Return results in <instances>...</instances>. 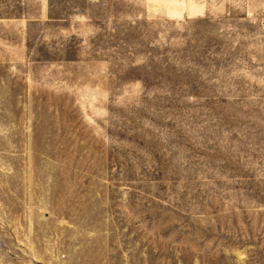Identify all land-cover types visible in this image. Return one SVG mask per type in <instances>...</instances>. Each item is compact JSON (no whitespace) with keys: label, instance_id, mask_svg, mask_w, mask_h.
<instances>
[{"label":"rangeland","instance_id":"1","mask_svg":"<svg viewBox=\"0 0 264 264\" xmlns=\"http://www.w3.org/2000/svg\"><path fill=\"white\" fill-rule=\"evenodd\" d=\"M43 1L0 49V264H264V0Z\"/></svg>","mask_w":264,"mask_h":264},{"label":"crops","instance_id":"2","mask_svg":"<svg viewBox=\"0 0 264 264\" xmlns=\"http://www.w3.org/2000/svg\"><path fill=\"white\" fill-rule=\"evenodd\" d=\"M15 1V0H14ZM24 6L25 12L20 17L6 15V10L11 8V0H0V49L6 51V37L11 33H16L19 37L26 34L27 26L31 22H42L44 18L50 16L52 5L45 6L43 0H32L34 7H30L27 0H18ZM16 2V1H15ZM15 28V30H12ZM6 54H3L5 57Z\"/></svg>","mask_w":264,"mask_h":264}]
</instances>
